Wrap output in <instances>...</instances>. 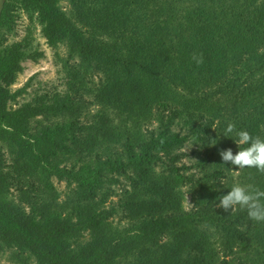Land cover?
Segmentation results:
<instances>
[{"label": "rangeland", "instance_id": "1", "mask_svg": "<svg viewBox=\"0 0 264 264\" xmlns=\"http://www.w3.org/2000/svg\"><path fill=\"white\" fill-rule=\"evenodd\" d=\"M135 1L129 0L133 4ZM9 2L13 3L11 7L7 6L10 18L0 23V56L16 52L20 59L7 82H2L11 95L7 106L14 110L37 101L42 104L43 111L27 123L39 135L46 133L61 142L60 147H49L56 165L78 169L92 163L98 153L115 156L117 150L126 151L123 157L128 161L131 157L129 149L133 147V152L139 153L148 141L150 130L161 125V116L157 112L160 104L164 105L166 116L180 109L183 113L201 112L214 120L215 129L212 127L209 131L211 148L215 149L212 163L196 164L200 152L206 151L201 140L190 137L182 147L164 150L166 153L185 152L183 159L178 161L180 165L185 163L184 173L175 174L159 161L138 166L128 164L117 170L104 168L96 196H89L77 181L42 171L32 153L21 149L10 135L2 136L0 172L13 194L0 198L21 201L27 214L39 222L48 219L70 221L69 232L62 239V247L67 253L81 260L91 258L98 251L96 240L109 235L112 229L132 228L137 219H154L171 210L214 200L213 196L200 192L194 180L206 170H225L236 176L244 173L249 184L264 190V174L255 168L237 169L223 164L219 154L228 148L234 154L239 151L236 137H225L220 128L256 104L264 91L251 96L241 91L236 98L231 89L214 95L205 91L228 80L232 68L239 65L241 59L244 62L246 56L263 50L264 34L259 28L264 24V3L261 13L252 11L236 26L219 21L220 14L212 12L201 14L200 22H192L187 28L164 27L151 31L149 27L129 42L114 43L110 37L99 34L107 32L115 36V30L124 27L137 32L138 24L131 18L134 9L128 11L130 15L117 11L119 19H115L110 15L106 17L101 9L109 8L111 0H103L102 5L101 1L99 4L90 1L86 7H80L78 13L76 10L75 15L80 17V24L91 27L95 35L89 41L91 50L109 54L111 59L97 55L89 59L83 57L79 63L80 52L74 49L65 33L50 31L46 15L39 6L29 0ZM69 2L61 0L65 8ZM164 2L142 0L143 5L138 10L142 13L151 9L162 12ZM247 2L254 3V0ZM235 3L236 0L223 1L222 11L226 17L236 10ZM88 6L94 11L89 12ZM232 18L233 21V15ZM86 20L94 23L90 26L85 24ZM110 22L116 27L114 32L109 30ZM177 35H183L189 41L181 47L187 64L185 59L180 64L173 60L175 55L171 48L175 50V47L171 44L177 42ZM194 53L197 57L203 54L202 64L192 59ZM136 56L142 62L131 61ZM194 69L203 74L202 79L195 76ZM164 71L169 76H165ZM188 91L196 97L184 100L182 95ZM176 130H179L178 126ZM257 135L264 138V129L256 130ZM166 153L163 157L169 158ZM103 209L106 211L100 224L93 225L88 218L101 214ZM107 210L110 215H105ZM257 223L253 236L259 243L253 246L250 261L251 264H264V222ZM168 231L156 243L146 245L142 257L134 264H220L224 260L232 263L238 260V252H226L218 247L202 227L181 224ZM169 235L175 243L170 241ZM12 243L0 239V264H54L39 257L27 244ZM242 254L248 255L244 251Z\"/></svg>", "mask_w": 264, "mask_h": 264}, {"label": "trees", "instance_id": "2", "mask_svg": "<svg viewBox=\"0 0 264 264\" xmlns=\"http://www.w3.org/2000/svg\"><path fill=\"white\" fill-rule=\"evenodd\" d=\"M9 1L0 0V23L10 18V12L7 10V6L11 7L13 3ZM29 1L42 9L51 27V32L66 34L74 49H77L76 51L78 53L80 52L81 59L79 63L83 57L89 59L97 55H105L107 59H111L109 54H102L99 51L91 50L89 41L95 35L91 32V27L85 28L84 25L82 26L79 22L80 17L75 15V11L77 10L78 13L80 7H86L88 2L91 1L94 4H99L101 1L102 5L103 0H70L71 3L69 2L66 8L61 3V0ZM161 1L164 2V0ZM223 1L165 0L162 5L164 8L162 12L151 9L148 12L142 13V10H138L143 5L142 0H136L135 4H133L134 2H129V0H111V6L109 8L101 7L104 15L106 17L110 15L111 17H115V19H119L116 13L117 11L127 14L130 9H134V12L131 13V18L138 24L137 28L139 29L137 32H134L124 27L116 31V27L110 22L109 30L112 32L115 30V36L107 32L99 35L101 37H110L114 43L119 41L129 42L149 27L151 31L164 27L187 28V25L192 22L196 24L200 22L199 16L201 14L209 15L212 12L220 14L219 21L236 26L238 22L244 21L242 17L246 19L252 11L261 13L264 3V0H254V3H249L247 0H236V10L239 7H241V10L230 12L234 16V20L232 21V15L227 14L229 16L226 17L222 11ZM88 9L89 12L94 11L89 6ZM201 10L204 11L200 13ZM193 12L194 14H192ZM198 12L199 15L196 16ZM242 13L244 14L241 16ZM110 19L112 21V18ZM93 23L90 20H86L85 24L92 26ZM261 28L264 34V24L259 28V31ZM177 36V42L171 44V47H175V50L171 48L175 55L173 60L180 64L185 59L187 64L186 54L181 47L189 41H186L183 35ZM136 57L131 61L142 62L140 57ZM19 59L20 55L16 52L6 56H0V138L5 135H10L21 149L34 155V160L38 163L42 171L79 182L89 196L97 195V188L101 187L100 181L104 168L117 170L124 169L128 164L138 166L141 163H149V161H159V163L166 165L169 170L173 169L175 174L180 175L183 167H186V165L184 162L180 165L178 161L179 159H183L185 152L166 153L164 150L176 149L177 146L182 147L183 143L190 137L201 140L202 146L206 151L200 152V158H198L196 164L198 166H204V164L214 161L215 149L211 148L212 141L209 139V131L214 125L213 118L207 117L201 112L186 111V113H183L180 109V111L173 110L166 116L164 105L160 104L157 112L161 116V125L155 130H150V134L147 135L148 141L139 153L133 152V147L129 149L131 152L128 153L129 155L131 153V157L129 156L128 161H125L123 157L127 152L123 150L119 152L117 150L115 156L112 153H98L91 160L92 163L85 164L78 169L76 167L56 165L52 160L53 152H51L49 147H60L61 142L55 137H49L50 135L46 133L39 135V132H34L27 123L32 117L43 111L42 104L37 101L34 104L23 105L14 110L9 109L7 106V101L11 95L3 86L2 82H7L10 75L19 66ZM112 59L120 60L119 58ZM157 72L159 71L157 70ZM194 73L195 76L202 79L203 74L200 71L196 70ZM164 74L165 76H169L165 71ZM226 80L216 83L211 89L205 90L206 93L208 95H214V93L231 89L236 93L233 98H236L238 97L237 93L241 91H244V94L247 96L263 92L264 48L260 53L246 56L244 62L241 59L240 64L232 68L228 80ZM182 97H184V100H190V98L196 96L188 91ZM231 101L234 102L235 100ZM179 122H183V124L181 125ZM229 122L234 123L237 130H247L255 136L256 130L262 129L261 125H264V96L250 109L245 110L239 117L230 119L225 127H221L220 129L223 135ZM177 126L179 127L178 131L176 130ZM186 128L189 129L188 132H183ZM229 137L235 136L230 134ZM164 153L168 154L169 158H164L162 155ZM99 165L101 167L98 168ZM223 172L225 170H206L200 177L201 179L194 178L195 183H198L199 191L213 196L214 200L191 208L171 210L162 213L154 219H148L146 217L142 221L137 219L133 222L132 228L125 226L118 230L112 229L109 235L107 233L103 238L96 240L95 248L98 247V251L91 258L81 260L77 258L78 256L69 254L63 249L62 242L69 232L67 228L71 227L70 221L61 222L56 219H48L44 223L39 222L36 218L31 217L30 214H27L26 206L15 198L11 202L3 197L0 198V239L3 241L6 240L9 243H25L39 257L46 259V261L50 260L54 264H134L142 257V250L145 249L146 245L156 243V240L160 236L163 237L162 235L168 234L169 228L180 226L181 224H189L206 229L211 238L217 242L218 247L226 252H238L237 262L232 263L229 260H224L220 264H251L250 254H252L253 246L259 243V240L253 236L254 231L258 228V223L249 219L246 210L237 208L235 212L230 213L225 212L223 208L217 207L219 197L230 191V187L234 183L249 184V178L244 173L236 176L234 174L230 175L228 172ZM194 189H196L195 185ZM9 193L13 194V191L9 190L0 172V196H5ZM102 211L101 214L97 213V215H92L88 218L93 225L100 224L102 217H104L102 214L106 210L103 209ZM108 213L109 211L107 210L105 215ZM169 238L171 242L175 243L171 235H169ZM176 242L181 243L180 240ZM243 251L248 254L247 257L242 254ZM198 253L201 252L198 251ZM254 264L263 263L256 262Z\"/></svg>", "mask_w": 264, "mask_h": 264}, {"label": "clouds", "instance_id": "3", "mask_svg": "<svg viewBox=\"0 0 264 264\" xmlns=\"http://www.w3.org/2000/svg\"><path fill=\"white\" fill-rule=\"evenodd\" d=\"M192 59L197 64L203 63V54L199 57L194 53ZM215 129V127H213ZM264 129V125H261ZM234 135L239 151L235 154L231 148L220 151L223 164H230L237 169L255 168L264 174V138L253 136L247 130H237L234 123L229 122L224 135ZM217 207L225 212L233 213L239 208L246 210L249 219L264 222V190L254 184L234 183L230 191L219 197Z\"/></svg>", "mask_w": 264, "mask_h": 264}]
</instances>
